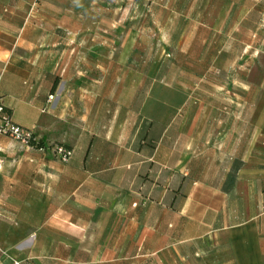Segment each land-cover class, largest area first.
Wrapping results in <instances>:
<instances>
[{
  "label": "crops",
  "instance_id": "1",
  "mask_svg": "<svg viewBox=\"0 0 264 264\" xmlns=\"http://www.w3.org/2000/svg\"><path fill=\"white\" fill-rule=\"evenodd\" d=\"M110 2L0 0L2 102L47 147L75 152L62 163L0 136V264H264V124L214 141L212 175L179 170L173 153L158 161L172 123L157 131L138 112L127 138L106 131L108 63L74 43L78 5ZM117 118L112 127L125 130ZM146 133L160 140L142 141Z\"/></svg>",
  "mask_w": 264,
  "mask_h": 264
},
{
  "label": "rangeland",
  "instance_id": "2",
  "mask_svg": "<svg viewBox=\"0 0 264 264\" xmlns=\"http://www.w3.org/2000/svg\"><path fill=\"white\" fill-rule=\"evenodd\" d=\"M114 1L78 5L83 15L74 43L87 53L97 51L98 63H108L103 70L108 92L101 95L106 131L126 137L138 112L142 120H153L157 131L172 123L158 161L173 153L179 170L192 166L212 175L214 141L228 137L230 127L264 124V0ZM88 75L101 72L88 69ZM115 117L128 127H112ZM189 142L197 145L180 149ZM241 200L236 199L238 222L247 216L240 212Z\"/></svg>",
  "mask_w": 264,
  "mask_h": 264
},
{
  "label": "built area",
  "instance_id": "3",
  "mask_svg": "<svg viewBox=\"0 0 264 264\" xmlns=\"http://www.w3.org/2000/svg\"><path fill=\"white\" fill-rule=\"evenodd\" d=\"M52 98L53 97H51V99ZM0 136L7 137L15 142L24 144L29 147H32L31 146L32 143L35 144L39 143V139L38 137H35V133L33 131L22 128L16 125L15 123H13L11 117L5 111V106L2 102L1 97H0ZM36 150L43 154L51 153L54 156V158H56L62 163L69 162V160L73 156V152L71 150L60 146H55V147L43 146ZM14 264H22V263L15 262Z\"/></svg>",
  "mask_w": 264,
  "mask_h": 264
},
{
  "label": "trees",
  "instance_id": "4",
  "mask_svg": "<svg viewBox=\"0 0 264 264\" xmlns=\"http://www.w3.org/2000/svg\"><path fill=\"white\" fill-rule=\"evenodd\" d=\"M5 111H6V113L11 117V113H10V111L5 107ZM35 137H37L36 135H35ZM156 139V136H155V138H154V135L153 134H151V135H149L148 133H146L144 136H142V141H146V142H148V141H154ZM150 142V143H151ZM31 146L33 147V148H35V149H39L40 147H43V146H46L42 141H39V143L38 144H35V143H32L31 144ZM149 146H151V145H149ZM64 148H66V147H64ZM151 149L152 148H154L153 146H151L150 147ZM66 149H69V148H66ZM69 150H71V149H69ZM154 149H152V151H153ZM242 165H238L237 167H236V172L240 169V167H241ZM187 181H188V178L187 177H184V176H182L181 178H180V186H179V189L176 191V192H174L175 194L176 193H180V191L184 188V186H185V184L187 183ZM234 184V182H232V185Z\"/></svg>",
  "mask_w": 264,
  "mask_h": 264
}]
</instances>
